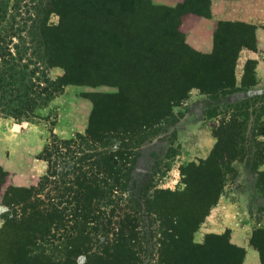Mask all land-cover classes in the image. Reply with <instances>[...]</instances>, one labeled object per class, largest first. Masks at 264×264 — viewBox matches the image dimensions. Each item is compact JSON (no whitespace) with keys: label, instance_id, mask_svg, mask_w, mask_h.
<instances>
[{"label":"trees","instance_id":"obj_1","mask_svg":"<svg viewBox=\"0 0 264 264\" xmlns=\"http://www.w3.org/2000/svg\"><path fill=\"white\" fill-rule=\"evenodd\" d=\"M139 1L85 0L81 6L79 0H0V119L39 117V110L69 84L118 87L116 93L90 95L85 132L62 138L51 130L42 155L47 169L37 187L9 186L0 192L3 204L20 209L0 226V238L9 225L24 230L28 245L55 238V227L66 231L63 262L25 253L24 264H77V256L85 257L83 264H135V246L143 239L137 229L141 205L163 224L153 264H243L246 249L230 241V229L194 240L222 194L223 167L238 157L236 116L215 132L218 140L207 159L181 167L183 188L158 189L149 201L140 200V181L128 175L126 150L107 145L115 137L123 143L137 140L167 119L192 88L234 91L239 52L256 48V27L219 21L213 51L202 53L186 43L179 27L186 13L210 17L211 0H184L182 7L169 9L148 0L153 10L166 9L159 12L160 35L169 43L181 39L170 52L175 64L166 58L154 62L149 54L155 45L146 44L143 29L130 22L140 11ZM93 10L100 17L87 21ZM53 13L60 17L58 24L49 22ZM255 65V60L246 63L242 87L256 83ZM54 67L64 73L53 77ZM0 174L1 190L8 171L0 166ZM250 243L264 264V227L254 231Z\"/></svg>","mask_w":264,"mask_h":264},{"label":"rangeland","instance_id":"obj_2","mask_svg":"<svg viewBox=\"0 0 264 264\" xmlns=\"http://www.w3.org/2000/svg\"><path fill=\"white\" fill-rule=\"evenodd\" d=\"M79 5L85 6V0H79ZM138 5L140 11L131 17L130 22L143 29L146 44L155 45L156 48L150 52L149 57L153 58L154 62L166 58L175 64L170 52L173 50V44H178L181 39L169 43L167 35H160L159 12L166 9L153 10L148 0H140ZM102 14L101 12V16ZM96 16L100 17V13L93 10L86 20L90 21ZM59 19V15L53 13L49 22L58 24ZM168 46L171 48L168 49ZM180 61L181 59L177 60ZM50 73L56 77L62 75L64 69L54 67ZM91 75L92 73H89L87 76ZM104 75L105 72L98 73L96 77L103 78ZM256 90L258 92L255 95L234 100L227 95L232 93L231 89L203 93L198 88H192L186 98L172 107V113L167 119L146 129L137 140H126L123 143L115 137L107 145L111 150H126L127 166L130 169L128 175L140 181L139 187L143 192L140 200L149 201L158 189L183 188L181 167L207 159L218 140L215 132L221 128L223 122H228L232 116H236L240 131L238 157L223 167L222 194L194 233L196 242H203L208 233H227L226 230L223 231L224 196L232 202L225 216L234 222L238 220L250 223L247 241L250 242L256 229L264 227V175L260 173V170L264 169V163H261L264 161V86ZM93 92L116 93L118 87L107 84H69L62 94L55 97L47 107L39 110L41 117L30 120L0 119V138L3 143L0 161L10 170L3 184L2 194L9 186H38L47 169L42 155L51 137V130L62 138L71 137L78 131L85 132L89 128V115L93 106L90 95ZM19 212L18 206L13 203L5 205L0 199L1 226L5 220ZM140 214L137 229L143 239L135 246V264H153L159 258L158 239L161 237L163 224L151 213L147 205H141ZM11 226H8L4 236L0 238V264H24L22 256L25 253L38 254L40 259L52 256L61 262L65 260L64 228H54L55 238L28 245L30 241L24 230ZM227 235L232 242L230 232ZM249 246L252 247L251 243ZM75 259L78 260L77 264H83L85 261L84 256H77Z\"/></svg>","mask_w":264,"mask_h":264},{"label":"crops","instance_id":"obj_3","mask_svg":"<svg viewBox=\"0 0 264 264\" xmlns=\"http://www.w3.org/2000/svg\"><path fill=\"white\" fill-rule=\"evenodd\" d=\"M152 2L168 8H178L182 7L184 0H152ZM210 14V17H206L190 12L182 16L179 29L184 34L186 43L199 52L211 53L214 49V32L219 21L244 22L254 25L256 27V48L244 47L240 50L235 67L236 89L227 95L234 100H242L255 95L258 92L256 89L264 86V0H211ZM249 60L256 61V83L247 88L242 87V79L245 65ZM2 148L3 143L0 138V150ZM0 166L10 172L1 161ZM0 192L2 193V189ZM231 204V200L224 196L223 231L230 229L232 242L246 249L243 264H262L259 251L254 246L250 247V242L247 241L250 223L238 220L234 222L225 216ZM1 224L0 219V226Z\"/></svg>","mask_w":264,"mask_h":264}]
</instances>
